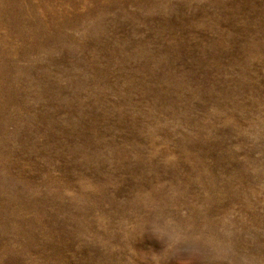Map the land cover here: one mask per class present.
I'll return each mask as SVG.
<instances>
[{
  "label": "rangeland",
  "instance_id": "rangeland-1",
  "mask_svg": "<svg viewBox=\"0 0 264 264\" xmlns=\"http://www.w3.org/2000/svg\"><path fill=\"white\" fill-rule=\"evenodd\" d=\"M154 207L264 264V0H0V264H152Z\"/></svg>",
  "mask_w": 264,
  "mask_h": 264
},
{
  "label": "clouds",
  "instance_id": "clouds-1",
  "mask_svg": "<svg viewBox=\"0 0 264 264\" xmlns=\"http://www.w3.org/2000/svg\"><path fill=\"white\" fill-rule=\"evenodd\" d=\"M137 200L145 208L150 206L147 194H137ZM122 225L126 239L132 241V234L138 231L140 234L136 237L142 238L148 234L163 245V251L160 254L152 253L150 255L152 264H162L164 260L176 259L179 256L188 259L205 253L220 255L219 246L222 243L220 240L214 236L204 235L202 230L191 225L180 223L175 217L159 207L152 208V215L146 221L141 220L138 224H131L129 221L123 220ZM230 235V233H225V236ZM240 264H255V261L248 257H242Z\"/></svg>",
  "mask_w": 264,
  "mask_h": 264
}]
</instances>
